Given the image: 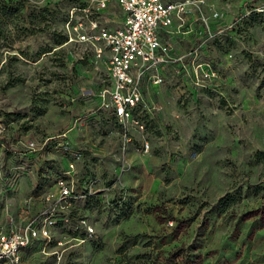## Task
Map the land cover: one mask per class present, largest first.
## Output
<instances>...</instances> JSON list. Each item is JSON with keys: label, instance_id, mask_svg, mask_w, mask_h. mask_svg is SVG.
I'll return each mask as SVG.
<instances>
[{"label": "rangeland", "instance_id": "374dc122", "mask_svg": "<svg viewBox=\"0 0 264 264\" xmlns=\"http://www.w3.org/2000/svg\"><path fill=\"white\" fill-rule=\"evenodd\" d=\"M205 2L221 32L199 31L205 56L197 73L186 64V92L145 85L155 109L124 132L96 111L99 74L84 46L60 47L71 1L0 0V228L35 216L68 144L87 189L73 217L94 231L75 246L72 222L45 253L40 242L24 249L23 264H264V11L244 10L264 0ZM182 37L180 52L200 43Z\"/></svg>", "mask_w": 264, "mask_h": 264}, {"label": "built area", "instance_id": "2783aa9c", "mask_svg": "<svg viewBox=\"0 0 264 264\" xmlns=\"http://www.w3.org/2000/svg\"><path fill=\"white\" fill-rule=\"evenodd\" d=\"M72 3L63 25L67 41L60 47L84 46L82 55L89 54L86 59L93 67L92 72L99 74L100 84L90 93L98 100L96 111L111 115L124 132L132 128L142 130L139 114L155 109L149 107L145 85L158 88L166 81H175L177 90L181 94L186 92V64L195 65L197 73L201 66L197 60L205 56L202 50L205 39L195 30L202 28L205 38L221 32L218 25L221 15L209 8L205 0H72ZM244 10L261 13L264 4L248 3ZM242 17L243 14L237 16L229 28L240 23ZM214 23L218 26L212 27ZM177 36L196 37L200 43L188 53L180 52L173 44ZM83 56L80 61H84ZM48 141L40 148L30 141L26 147L36 153ZM61 147L70 160L44 196L39 211L23 228H0V264H23L22 252L34 242H40L45 253L56 241V232L72 222L75 223L72 232L77 234L71 240L75 246L93 236L85 218L73 217L76 204L87 196V189L80 188L76 180L81 153L68 144ZM148 148L145 142L142 150ZM57 245L62 246V242Z\"/></svg>", "mask_w": 264, "mask_h": 264}, {"label": "crops", "instance_id": "0c3cea01", "mask_svg": "<svg viewBox=\"0 0 264 264\" xmlns=\"http://www.w3.org/2000/svg\"><path fill=\"white\" fill-rule=\"evenodd\" d=\"M243 1H244V0H242V2H243ZM242 5H243V4H242ZM242 5H240V6L242 7ZM219 23H221V22H218V25H219ZM214 24H215V25H212V27H214V26H215V27L218 26L217 23H214ZM201 29H202V28H198V29H196L195 31H197V33H198V31H200ZM154 89H155V90H154V92H155L154 94L159 95V92L156 90L157 88L155 87Z\"/></svg>", "mask_w": 264, "mask_h": 264}, {"label": "trees", "instance_id": "16d2710c", "mask_svg": "<svg viewBox=\"0 0 264 264\" xmlns=\"http://www.w3.org/2000/svg\"><path fill=\"white\" fill-rule=\"evenodd\" d=\"M70 1H71V3H72V0H70ZM72 4H73V3H72ZM66 41H67V39H66V37H65V41L63 42V44H64ZM63 44H62V45H63ZM62 45H61V46H62Z\"/></svg>", "mask_w": 264, "mask_h": 264}, {"label": "bare ground", "instance_id": "6f19581e", "mask_svg": "<svg viewBox=\"0 0 264 264\" xmlns=\"http://www.w3.org/2000/svg\"><path fill=\"white\" fill-rule=\"evenodd\" d=\"M0 128H1V124H0Z\"/></svg>", "mask_w": 264, "mask_h": 264}]
</instances>
